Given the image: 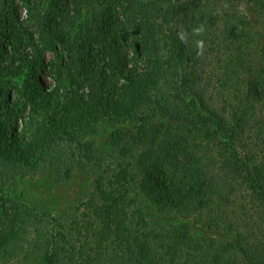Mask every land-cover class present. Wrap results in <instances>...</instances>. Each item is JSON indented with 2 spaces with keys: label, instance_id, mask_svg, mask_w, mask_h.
I'll list each match as a JSON object with an SVG mask.
<instances>
[{
  "label": "trees",
  "instance_id": "obj_1",
  "mask_svg": "<svg viewBox=\"0 0 264 264\" xmlns=\"http://www.w3.org/2000/svg\"><path fill=\"white\" fill-rule=\"evenodd\" d=\"M20 1L38 38L11 48L19 5L0 0V82L25 74L38 109L28 141L0 119V160L61 170L90 124L115 135L76 206L0 197V264H264V0ZM48 51L61 95L40 90Z\"/></svg>",
  "mask_w": 264,
  "mask_h": 264
},
{
  "label": "rangeland",
  "instance_id": "obj_2",
  "mask_svg": "<svg viewBox=\"0 0 264 264\" xmlns=\"http://www.w3.org/2000/svg\"><path fill=\"white\" fill-rule=\"evenodd\" d=\"M15 1L19 5L21 23L15 22L14 25L11 24V27L17 28L9 34L7 41L15 40L13 37L16 34L14 33H17L19 36L17 40L19 39L20 43L13 42L11 48L16 47L21 51L28 52L30 44L37 41L38 24L34 21H28L27 9H25L20 0ZM39 2L44 8L45 5L46 7L48 5V0H39ZM242 5L245 10L248 9L247 0H242ZM51 8L52 6H48L46 11L50 12ZM183 29L181 26L180 31ZM97 49L94 47L91 52L98 53ZM255 51L256 47L253 53ZM99 55H101V52H99ZM57 63H59V57L50 51L46 52L45 64L38 72L40 90L45 95L50 92H55V95L63 94L69 82L64 74H58ZM16 80H8L12 82L4 84L0 82L4 96L6 97L7 95V99H3L0 105V119H10L12 132L28 141L30 135L28 117L35 113L34 111L38 108L34 106L31 100H28V95H31V93L28 88L26 75L21 73L18 80ZM47 102H49L47 104L48 107L52 101ZM146 115L147 113L144 114V116ZM114 135L115 129L109 127L103 120L90 124L85 135H81L83 140L86 141V145L81 147L82 144H78L74 146L75 148H66L63 153L64 165L72 168L70 176L64 174V165H62L61 170L47 168L44 172L22 173L16 170L13 165L0 160V197L24 201L41 211L51 212V215L56 211L67 210L76 206L85 199L91 189L97 171L95 160L105 151L110 152L112 148L111 137H114ZM85 153H91L93 160H88L84 156ZM212 235L217 237L222 235V238L223 236L226 237L221 228L212 233ZM16 264H33V262L22 258L17 260Z\"/></svg>",
  "mask_w": 264,
  "mask_h": 264
},
{
  "label": "clouds",
  "instance_id": "obj_3",
  "mask_svg": "<svg viewBox=\"0 0 264 264\" xmlns=\"http://www.w3.org/2000/svg\"><path fill=\"white\" fill-rule=\"evenodd\" d=\"M196 34H201L203 32V27H197L193 30ZM178 37L182 42H185V34L183 32L178 33ZM197 48H198V55H202L203 54V50H204V41L203 40H199L197 41Z\"/></svg>",
  "mask_w": 264,
  "mask_h": 264
}]
</instances>
